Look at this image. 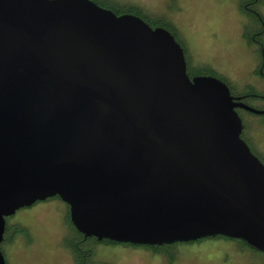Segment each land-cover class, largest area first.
Segmentation results:
<instances>
[{"label":"water","instance_id":"obj_1","mask_svg":"<svg viewBox=\"0 0 264 264\" xmlns=\"http://www.w3.org/2000/svg\"><path fill=\"white\" fill-rule=\"evenodd\" d=\"M240 108L264 114L190 76L175 35L139 15L0 0V245L7 217L57 196L85 238L264 252V163Z\"/></svg>","mask_w":264,"mask_h":264},{"label":"rangeland","instance_id":"obj_2","mask_svg":"<svg viewBox=\"0 0 264 264\" xmlns=\"http://www.w3.org/2000/svg\"><path fill=\"white\" fill-rule=\"evenodd\" d=\"M136 6L150 20H160L176 31L184 48L189 74L213 75L223 80L233 95L250 89L264 94V52L248 44L245 27L253 23L241 0H111ZM264 22V0L254 5ZM258 27V25H257ZM264 41V32L262 35ZM245 102L264 108V99ZM242 137L264 163V114L238 109ZM68 205L59 197L37 201L7 219L9 227L1 249L6 264H76L65 244L71 233ZM100 264H262V256L235 239L204 238L174 245L163 251L150 247L98 242L91 245Z\"/></svg>","mask_w":264,"mask_h":264},{"label":"trees","instance_id":"obj_3","mask_svg":"<svg viewBox=\"0 0 264 264\" xmlns=\"http://www.w3.org/2000/svg\"><path fill=\"white\" fill-rule=\"evenodd\" d=\"M94 1L103 7L111 9L112 11H114L117 14L133 13V14L139 15L146 22H148L151 26H163V27L169 29L175 35V37L177 39L176 31L173 28H171L167 23H164L160 20H150L148 17L143 15L136 6L125 7V6H121V5L116 4L115 2H113L111 0H94ZM171 1H175V0H171ZM257 1L258 0H241V3H240L241 8H243L245 10V12L248 14V16L250 18H252V21H253V23L251 25H249V27H245L243 36L246 39V41L248 42V44L256 43L259 46V49L263 54V52H264V41H263L262 35L264 32V22H263L262 16L254 8V5L257 3ZM257 25H258V27H257ZM260 74L264 77V69L262 66L260 67ZM189 75L192 76L191 74H189ZM242 96H243L244 102H245V99L247 97H251V96L264 99V94L257 93L253 89H250V91L242 94ZM238 112H239V110H238ZM245 141L247 142V140H245ZM248 145H249V143H248ZM250 148H251V146H250ZM251 150L254 152L253 149H251ZM7 219H8V217L6 218V221H7ZM67 221L71 227V233L66 238L65 244L69 247L71 254L73 256V260L76 264H100V263L93 260V250L91 248V245H93L94 243L105 242V243L132 245V244H128V243H118V242H114V241H110V240L99 241L95 237H86L85 238L83 236V234L80 233L79 231H77L75 229V227L73 226V224L71 223L70 218H69V212L67 215ZM8 228L9 227L7 226V222H6L4 238H5V234L8 230ZM216 237L231 239V238H227V237H223V236H216ZM235 240L240 241L246 247L250 248L251 250H253L257 254L262 256V258H264V252H259L255 249L249 247L242 240H239V239H235ZM3 241H4V239H3ZM3 241H2V243H3ZM177 244H180V243L153 245V246H145V245H134V246H145V247L152 248L154 251H163L164 249L171 248ZM0 249H1V246H0ZM1 251H2V249H1ZM262 264H264V259H263Z\"/></svg>","mask_w":264,"mask_h":264},{"label":"flooded vegetation","instance_id":"obj_4","mask_svg":"<svg viewBox=\"0 0 264 264\" xmlns=\"http://www.w3.org/2000/svg\"><path fill=\"white\" fill-rule=\"evenodd\" d=\"M244 101V100H243Z\"/></svg>","mask_w":264,"mask_h":264}]
</instances>
